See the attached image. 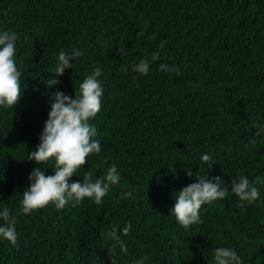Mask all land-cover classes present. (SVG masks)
I'll list each match as a JSON object with an SVG mask.
<instances>
[{"label":"trees","instance_id":"trees-1","mask_svg":"<svg viewBox=\"0 0 264 264\" xmlns=\"http://www.w3.org/2000/svg\"><path fill=\"white\" fill-rule=\"evenodd\" d=\"M0 29L19 34L24 86L15 108L0 110V205L18 213L39 166L26 154L39 143L50 92L74 98L96 67L104 94L90 123L101 151L70 179L82 182L88 171L94 180L111 164L121 173L101 205L85 198L19 214L17 243L0 241V264H213L212 249L222 245L242 264H264V203L241 209L229 191L202 205V223L187 230L170 211L174 193L196 176H221L225 186L240 174L264 176V137L254 136L264 121V0H0ZM73 48L84 54L48 89L58 51ZM153 51L160 59L148 74L132 71ZM42 166L52 174L51 163ZM128 189L134 198L121 199ZM126 222V252L113 261L103 234Z\"/></svg>","mask_w":264,"mask_h":264},{"label":"clouds","instance_id":"clouds-1","mask_svg":"<svg viewBox=\"0 0 264 264\" xmlns=\"http://www.w3.org/2000/svg\"><path fill=\"white\" fill-rule=\"evenodd\" d=\"M19 34L11 29H0V110L15 108L19 103L23 88L21 71L16 62V43ZM165 42L161 41L159 49ZM84 53L78 48L71 51L60 49L56 55L53 75L43 83L48 89L58 85L65 69L72 68L77 57ZM160 59V51H153L149 57H143L132 65V71L143 76L149 73L152 62ZM159 69L165 72H175L180 75L179 67L175 64L160 63ZM102 74L99 67L80 81L75 96L70 97L62 90L56 89L49 95L48 118L39 134V143L35 150L27 152L26 158L34 160L39 165L33 168L29 175L28 186L22 192L18 213H13L7 206L0 205V241L16 245L18 233L16 230L17 216L30 214L46 206H54L57 210L64 208L67 203L79 204L85 198L91 199L96 205H101L103 198L113 186L121 181V173L116 164H111L106 172L94 180L89 178L88 171L84 172L83 180H71L92 154L101 151V141L94 124L90 123L101 110L104 94L102 82L98 77ZM255 137H264V121L256 125ZM254 142V141H253ZM210 155L202 153L200 160L209 162ZM51 163L52 174L45 175L42 165ZM187 174L192 175L191 169ZM261 185L264 176H257L250 181L248 176L240 174L232 178L231 184L225 186L221 176L209 177L208 172L196 176L194 182L182 187L174 193V204L170 209L171 215L185 230L189 226L202 223L200 209L202 205L220 200L229 191L238 198V206L264 203L261 198ZM135 193L128 189L121 193V199H132ZM132 225L126 222L122 227L113 226L103 237L109 241L108 250L113 256L117 250L126 252L122 239L131 230ZM213 264H242L241 255L231 246H218L212 249ZM128 264H145L144 258L134 259Z\"/></svg>","mask_w":264,"mask_h":264}]
</instances>
